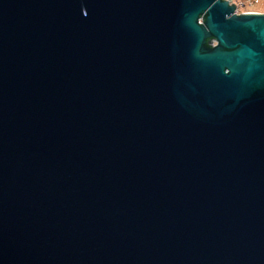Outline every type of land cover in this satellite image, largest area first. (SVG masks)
I'll return each mask as SVG.
<instances>
[{
    "label": "water",
    "instance_id": "95a60500",
    "mask_svg": "<svg viewBox=\"0 0 264 264\" xmlns=\"http://www.w3.org/2000/svg\"><path fill=\"white\" fill-rule=\"evenodd\" d=\"M0 264H264V14L0 0Z\"/></svg>",
    "mask_w": 264,
    "mask_h": 264
},
{
    "label": "rangeland",
    "instance_id": "374dc122",
    "mask_svg": "<svg viewBox=\"0 0 264 264\" xmlns=\"http://www.w3.org/2000/svg\"><path fill=\"white\" fill-rule=\"evenodd\" d=\"M235 6V14L259 13L264 14V0H231Z\"/></svg>",
    "mask_w": 264,
    "mask_h": 264
}]
</instances>
